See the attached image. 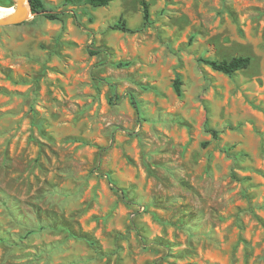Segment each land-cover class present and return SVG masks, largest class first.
Segmentation results:
<instances>
[{"label":"rangeland","instance_id":"obj_1","mask_svg":"<svg viewBox=\"0 0 264 264\" xmlns=\"http://www.w3.org/2000/svg\"><path fill=\"white\" fill-rule=\"evenodd\" d=\"M45 3L0 27V264H264V0Z\"/></svg>","mask_w":264,"mask_h":264},{"label":"trees","instance_id":"obj_2","mask_svg":"<svg viewBox=\"0 0 264 264\" xmlns=\"http://www.w3.org/2000/svg\"><path fill=\"white\" fill-rule=\"evenodd\" d=\"M114 0H65V4L67 5H75L80 2H86L87 4L95 7V8H101V7H107L109 6ZM15 4L13 3L12 0H10V5L9 7H13ZM30 5H31V11L32 14L35 15V17H43L51 21H56L60 20L62 14L61 13H56L51 10H48L45 0H30ZM142 7H143V20H144V25H148L150 23V9L148 4L145 1H142ZM116 30H121L126 33L132 32L130 30L126 23H122L120 25L115 26ZM92 54H98V52H92ZM206 65L210 66L213 70L223 73L225 75H233L241 70L247 69L250 64H251V59L249 57H235L232 58L231 60H223V61H216V60H202ZM181 80L178 78L175 82V91L177 92L178 95L182 94V89H181ZM132 104L138 108L137 101L132 98ZM214 134H216V131H211ZM0 242L4 243H10L14 244V242L10 241L7 238L0 237Z\"/></svg>","mask_w":264,"mask_h":264},{"label":"water","instance_id":"obj_3","mask_svg":"<svg viewBox=\"0 0 264 264\" xmlns=\"http://www.w3.org/2000/svg\"><path fill=\"white\" fill-rule=\"evenodd\" d=\"M30 17H35L31 11L30 0H16L14 12L0 17V27L17 26L24 23Z\"/></svg>","mask_w":264,"mask_h":264},{"label":"bare ground","instance_id":"obj_4","mask_svg":"<svg viewBox=\"0 0 264 264\" xmlns=\"http://www.w3.org/2000/svg\"><path fill=\"white\" fill-rule=\"evenodd\" d=\"M13 12H6L0 9V17H4L6 15L12 14Z\"/></svg>","mask_w":264,"mask_h":264}]
</instances>
